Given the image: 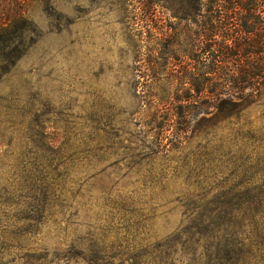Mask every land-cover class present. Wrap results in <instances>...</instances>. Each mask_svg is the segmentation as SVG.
Wrapping results in <instances>:
<instances>
[{
	"label": "rangeland",
	"instance_id": "obj_1",
	"mask_svg": "<svg viewBox=\"0 0 264 264\" xmlns=\"http://www.w3.org/2000/svg\"><path fill=\"white\" fill-rule=\"evenodd\" d=\"M154 1L53 0L17 49L0 41V264H192L198 217L264 264V87L169 143L136 57L155 28L194 31L163 7L196 3Z\"/></svg>",
	"mask_w": 264,
	"mask_h": 264
},
{
	"label": "trees",
	"instance_id": "obj_2",
	"mask_svg": "<svg viewBox=\"0 0 264 264\" xmlns=\"http://www.w3.org/2000/svg\"><path fill=\"white\" fill-rule=\"evenodd\" d=\"M193 1L194 12L182 7L163 9L181 21L195 18L194 31L187 30L180 40L176 29L155 28L143 52L138 53L134 69L138 85L142 79L141 85L148 92L156 88L161 93L148 97L153 99L154 108L167 106V138L169 143L174 139L180 145L188 139L190 124L198 116L218 117L227 112V102L258 94L264 87V0H208V6L202 0ZM149 3L154 8L158 5L154 0ZM52 5L53 0H0V41L5 48L16 44L17 49L22 44L34 7ZM194 220L193 227L183 233L185 243H204L202 258L191 250L189 263H239L232 250L227 254V218L223 219V229L217 231L225 239L214 245L209 243L214 237L203 234L207 228L201 229V222H206L202 217Z\"/></svg>",
	"mask_w": 264,
	"mask_h": 264
}]
</instances>
